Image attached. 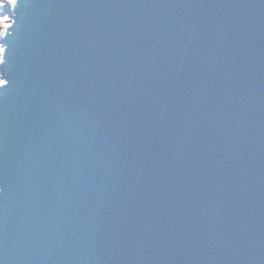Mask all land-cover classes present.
I'll return each instance as SVG.
<instances>
[{"label":"water","instance_id":"95a60500","mask_svg":"<svg viewBox=\"0 0 264 264\" xmlns=\"http://www.w3.org/2000/svg\"><path fill=\"white\" fill-rule=\"evenodd\" d=\"M4 14L0 264H264V0Z\"/></svg>","mask_w":264,"mask_h":264},{"label":"snow or ice","instance_id":"6c2138e0","mask_svg":"<svg viewBox=\"0 0 264 264\" xmlns=\"http://www.w3.org/2000/svg\"><path fill=\"white\" fill-rule=\"evenodd\" d=\"M17 4H18V0H15V4L13 5V8H15L17 6ZM8 7L9 6L7 4L4 6V8H8ZM9 29H7L4 32L3 37H6L9 34ZM5 57H6V49H4L2 46H0V69H2V71H0V88L6 87L7 84L9 83V80H7L6 77H4V75H3V66L6 63Z\"/></svg>","mask_w":264,"mask_h":264},{"label":"rangeland","instance_id":"374dc122","mask_svg":"<svg viewBox=\"0 0 264 264\" xmlns=\"http://www.w3.org/2000/svg\"><path fill=\"white\" fill-rule=\"evenodd\" d=\"M4 0H0V5ZM3 9L0 7V34L3 31V28H5L6 25H8L9 23V17L8 15L3 14L4 12L2 11ZM0 46H2V44L0 43Z\"/></svg>","mask_w":264,"mask_h":264},{"label":"bare ground","instance_id":"6f19581e","mask_svg":"<svg viewBox=\"0 0 264 264\" xmlns=\"http://www.w3.org/2000/svg\"><path fill=\"white\" fill-rule=\"evenodd\" d=\"M14 2H15V0H11V2H9V0H4V1L1 3V5H0V7L3 9L2 11L5 12V11H7V10H10V9L13 7ZM6 4L9 6L8 8H4V6H5ZM3 14H4V13H3ZM8 17H9V16H8ZM8 25H9V23H8ZM5 27H6V26H5ZM3 29H4V28H3ZM0 36H1V34H0Z\"/></svg>","mask_w":264,"mask_h":264},{"label":"clouds","instance_id":"9594fccd","mask_svg":"<svg viewBox=\"0 0 264 264\" xmlns=\"http://www.w3.org/2000/svg\"><path fill=\"white\" fill-rule=\"evenodd\" d=\"M9 2H11V0H9ZM0 38H2V36H0Z\"/></svg>","mask_w":264,"mask_h":264}]
</instances>
